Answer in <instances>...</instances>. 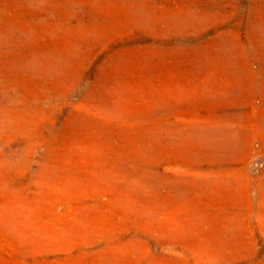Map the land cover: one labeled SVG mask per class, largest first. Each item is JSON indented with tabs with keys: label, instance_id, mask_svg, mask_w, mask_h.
Masks as SVG:
<instances>
[{
	"label": "rangeland",
	"instance_id": "374dc122",
	"mask_svg": "<svg viewBox=\"0 0 264 264\" xmlns=\"http://www.w3.org/2000/svg\"><path fill=\"white\" fill-rule=\"evenodd\" d=\"M0 264H264V0H0Z\"/></svg>",
	"mask_w": 264,
	"mask_h": 264
}]
</instances>
